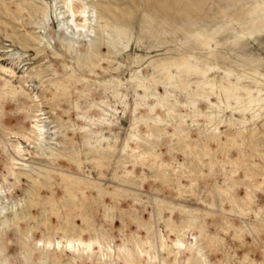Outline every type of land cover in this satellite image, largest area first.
Masks as SVG:
<instances>
[{"label":"rangeland","instance_id":"374dc122","mask_svg":"<svg viewBox=\"0 0 264 264\" xmlns=\"http://www.w3.org/2000/svg\"><path fill=\"white\" fill-rule=\"evenodd\" d=\"M2 1L13 0H0V75L10 81L0 98V139L30 129L29 95L13 86L39 95L47 126L59 132L42 150L21 140L33 152L24 157L33 154L39 173L41 165L61 168L76 182L51 173L44 186L12 185L1 176L0 148V199L19 218L0 238V264H88L39 247L57 231L80 236L91 264H126L124 246L136 264H145L140 249L173 264L168 224L202 248L187 264H264V0H169L171 23L156 18L153 0H93L108 21L92 73L83 70L85 43L74 44L79 62L57 37L60 57L37 54L28 36L36 15L14 17ZM196 114L206 115L208 130ZM67 151L76 164L100 165V175L88 180Z\"/></svg>","mask_w":264,"mask_h":264},{"label":"bare ground","instance_id":"6f19581e","mask_svg":"<svg viewBox=\"0 0 264 264\" xmlns=\"http://www.w3.org/2000/svg\"><path fill=\"white\" fill-rule=\"evenodd\" d=\"M141 1V0H140ZM96 2V1H95ZM5 11L14 15V17L22 18L23 15L27 17H31L32 14H35L34 23L31 24L34 27V31L28 33V36L32 38V40L36 43V51L37 54L43 53L46 58L49 57H60L59 52L55 45V37L56 40L61 45V48L67 51L71 56H73L76 62L80 61V58L83 56L80 50L78 51V55L76 54V50L74 48V44L85 43L86 47V55L83 58V70L84 72H93V69L98 64V59L100 58V50L103 46V24L108 21L102 12V7L99 4L94 5L93 0H49L48 5L45 4V0H13L10 3L1 2ZM154 4V13L156 18L159 20L167 21L171 23L173 19H171V12L173 10V3L170 4L169 0H153ZM165 6V12L161 10V7ZM98 6V8H97ZM38 9V10H37ZM104 9V8H103ZM104 11L108 12V9H104ZM41 17L39 18L38 16ZM54 16V18L58 21V27L53 28L50 17ZM195 18H198L194 15ZM120 25L119 22H117ZM102 32V34H101ZM7 37L9 35L5 34ZM77 36L81 37V40H76ZM25 41V40H24ZM20 45L24 46L22 42ZM60 65H62L60 63ZM51 70L56 71L54 69V65L49 63L47 65ZM33 68H31L32 70ZM65 68L63 67V70ZM85 76V75H84ZM84 82L91 83L93 79L91 77H83ZM64 80V79H63ZM66 81V80H64ZM0 98H3L7 95V91L3 89L7 87L10 83L8 79L0 75ZM61 82V81H60ZM59 82V83H60ZM14 89L20 90L22 93H26L29 95V103L27 105L28 108L25 111V118L28 119L30 124V129L24 130L21 133L10 131L8 136L5 139H0V148L7 155V162L5 163V173L1 176L5 181L13 180L11 184H20L21 182H36L39 186H44L41 179H48V175L51 173L57 174L63 181H67L69 183H75L76 180L72 178L71 171L64 170L61 168H51L50 166L41 165L40 173L33 167L39 166V163H36L32 158V155L28 157H24V155L28 153H33L31 151H26L25 145H22L21 140H24L27 145H33L39 150H42L43 147L41 145L46 146L49 141V135H55L59 131H55L51 127H48L46 124V120L48 116H46V112L43 109L39 95L34 94L30 95L26 90H24L21 86L15 87ZM187 87L190 90H198L200 85L198 83L189 82ZM58 88H62L61 85ZM157 97V96H156ZM90 100L89 91H86L84 94V101L82 103V109L85 110L87 108L88 101ZM122 105L117 104L115 106V111H118ZM134 108L133 110H136ZM202 117L204 122L199 121V118ZM206 115L196 114L194 115L195 122H199L203 129L208 130V121L206 120ZM179 125V124H178ZM179 130H182L181 127H178ZM180 134H182L180 132ZM59 136H57L58 139ZM56 139V140H57ZM58 144L65 142L64 140H57ZM52 143V142H51ZM71 157L67 159L70 164L76 165L79 171L90 181H94L96 177L100 175L101 167L95 163H90L89 160L85 161L84 165H79L75 163V155L67 151ZM55 155L54 157H59L57 153H50L49 158ZM53 157V156H52ZM90 163V167L86 164ZM38 164V165H37ZM99 164V163H98ZM51 178V177H50ZM81 184V183H80ZM79 184V185H80ZM88 189V185H86ZM82 195L88 194V190H83L80 192ZM19 218L17 217L16 212H8L5 202L0 199V238L5 237L8 231L9 225L17 226ZM213 222V221H212ZM211 222V223H212ZM190 229H194V225H189ZM168 237L170 238L171 245L166 246L167 254L172 257L171 261L173 264H177V255L182 256L183 264H187V261L193 258V256L198 255L202 257V248L197 245L196 237H194V242L187 244L183 238L180 237L178 232L180 230H176L175 226L170 224L166 225ZM198 234L200 233L197 229ZM158 241L160 246H165L164 239L159 236ZM39 247L46 252H52L56 257H62L67 252H74L81 256H85V260L88 264L92 263V259L89 256L84 255V246L81 241V237L78 235H69L62 231H57L53 235H48L41 243H39ZM99 247L107 248L110 250L111 248L108 245L99 244ZM125 255L130 259V261H124L126 264H136V258H134L128 248V246H124L123 248ZM138 258H145V264H160L159 255L157 253L149 254L146 249H140L138 252ZM205 260V257H203Z\"/></svg>","mask_w":264,"mask_h":264}]
</instances>
